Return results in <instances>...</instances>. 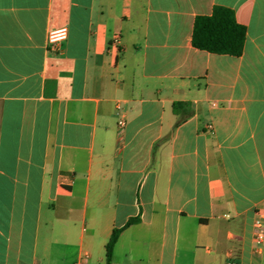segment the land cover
<instances>
[{
  "label": "crops",
  "instance_id": "obj_1",
  "mask_svg": "<svg viewBox=\"0 0 264 264\" xmlns=\"http://www.w3.org/2000/svg\"><path fill=\"white\" fill-rule=\"evenodd\" d=\"M213 6L240 56L191 45ZM130 219L111 264H264V0H0V264H105Z\"/></svg>",
  "mask_w": 264,
  "mask_h": 264
},
{
  "label": "trees",
  "instance_id": "obj_2",
  "mask_svg": "<svg viewBox=\"0 0 264 264\" xmlns=\"http://www.w3.org/2000/svg\"><path fill=\"white\" fill-rule=\"evenodd\" d=\"M245 27L236 22L231 9L213 6L209 15H198L193 22L191 45L201 51L238 57L241 55L245 40ZM185 103H173L172 111L178 114L185 109ZM190 112L186 113L189 116ZM185 117H178L176 124ZM130 219L122 228L114 229L105 245V264H111L112 253L120 232L134 222Z\"/></svg>",
  "mask_w": 264,
  "mask_h": 264
},
{
  "label": "built area",
  "instance_id": "obj_3",
  "mask_svg": "<svg viewBox=\"0 0 264 264\" xmlns=\"http://www.w3.org/2000/svg\"><path fill=\"white\" fill-rule=\"evenodd\" d=\"M67 37V29L65 27H59L50 29L47 32V44L51 49H56ZM110 45L114 48H117L119 45V36L117 34L113 35L111 38ZM125 125V120L121 115L118 114L117 126L119 129H122ZM254 230H255V239L257 243H260L264 240V228L260 219L254 221ZM86 255L80 257L74 264H85ZM231 264V263H227Z\"/></svg>",
  "mask_w": 264,
  "mask_h": 264
}]
</instances>
